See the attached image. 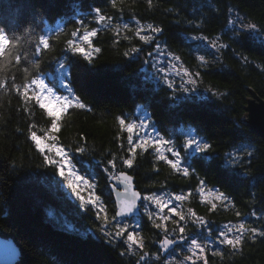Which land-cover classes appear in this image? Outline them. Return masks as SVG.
Wrapping results in <instances>:
<instances>
[{"label":"trees","instance_id":"obj_1","mask_svg":"<svg viewBox=\"0 0 264 264\" xmlns=\"http://www.w3.org/2000/svg\"><path fill=\"white\" fill-rule=\"evenodd\" d=\"M95 7L113 17L110 26L95 23L91 12ZM231 11L264 32V0H151V4L149 0H117L115 8L110 0H0V27L21 37L23 50L29 56L19 70L13 69L17 84L24 82L23 67L33 75L57 74L59 62L68 57L65 66L70 75L67 80L61 75L62 80L71 83L87 108L63 113L60 130L53 134L57 139L46 142L63 147L76 171L96 181L112 215L115 207L105 168L131 174L142 196L185 194L183 206L187 213L192 209L204 217L214 237L226 224L243 222L246 227L264 229V138L242 121L249 95L246 86L264 98V41L246 32L230 34L226 26ZM81 18L89 30L101 29L91 38L92 47L101 49L93 53L91 64L65 51L66 41L80 27L77 21ZM137 21L164 30L155 42L179 57L189 71L199 73L198 85L205 90L204 95L174 98L165 84L148 75L144 65L154 47L135 35ZM124 24L129 28L124 29ZM41 35L50 38L51 48L35 57ZM196 37L219 38L227 47H219L215 53ZM134 47L141 51L131 53ZM125 52L130 55L125 56ZM199 57H204L205 62ZM34 59L40 61L39 70L32 67ZM28 108L24 110L14 90L0 89V236L12 239L18 247L20 254L14 264H137L144 253L148 256L141 264L161 262L165 255L161 256L157 242L165 235L178 237V231H173L176 226L172 223L167 233L155 228L142 210V200L140 215L126 218V222L137 220L140 224L138 231L145 245L142 251L128 254L123 239L109 246L98 239L99 234L88 231L94 226L93 216L78 208L64 190L60 176L44 163L43 155L30 139L31 131L45 137L51 118L34 102ZM140 111L150 116L160 135L173 140L177 148L190 133L213 145L207 154H197L204 159H192L195 171L190 176L184 177L158 161L152 149H137L132 169L122 165V159L131 153L129 134L121 129L117 117L137 123ZM78 146H83L85 152H76ZM228 153L238 156L242 164L229 163ZM113 157L115 170L108 165ZM229 169L239 172L243 180L226 182L223 173ZM200 180L205 181V191L219 190L230 203L217 201L216 210L209 211L210 204L202 202L208 200L199 193ZM208 227L189 219L185 232L202 238L209 234ZM249 237L250 233L237 250L226 245L218 250L221 254L210 252L208 264H264V237ZM153 253L160 260L152 259Z\"/></svg>","mask_w":264,"mask_h":264},{"label":"snow or ice","instance_id":"obj_2","mask_svg":"<svg viewBox=\"0 0 264 264\" xmlns=\"http://www.w3.org/2000/svg\"><path fill=\"white\" fill-rule=\"evenodd\" d=\"M110 3L113 8L117 6V0H110ZM149 4H151V0H149ZM91 12L94 13L92 19L96 24H99L105 28L110 26L113 17L106 15L100 7L92 8ZM237 21L239 22V30L237 31V35H241L244 32L252 33L257 30L256 24H245L243 19L239 16H237L236 21H233L232 23L235 24ZM77 23L80 27L71 33L72 39H68L66 41L65 51L72 53L73 55H80L89 64H91L93 63V53L101 52L100 48L92 47L91 38L96 37L101 29L92 28L89 30L84 18H81L79 21H77ZM123 27L124 29H128L129 25L124 24ZM81 28L84 29L82 33ZM163 31L164 30L157 25L148 24L145 27L141 25L139 21H137L135 35L144 44H152L158 40V36L162 34ZM116 32L117 35H119V29H117ZM145 32L150 34H143ZM196 39L208 40V37H196ZM85 42L87 43L88 47L92 49L91 52H89L83 46ZM208 43L211 44L213 48H217V43L215 40H208ZM219 47H227V45H220ZM50 48V38L48 36L41 35L36 42L33 56L38 57L43 52L50 50ZM154 50L160 55L165 54L163 51H161L159 43L155 44ZM140 51V48L134 47L131 49V53H138ZM124 55L129 56L130 53L125 52ZM148 55L151 56L152 53L149 52ZM132 58L135 59L136 57L133 56ZM172 59L179 60L180 58L173 56ZM198 59L202 63L205 62L204 57H199ZM28 60L29 56L28 53L23 50L21 37L16 34H10L6 28L0 27V89H5L7 91L14 90L16 95L25 105V111H29L28 105L34 102L47 113L48 117L51 118V126L46 136L41 137L38 136L35 131H31L30 139L34 142L39 153L43 155L44 163L47 166H51L62 178V181L66 183L71 192L79 199L81 207H83L85 211L89 210V206H91L93 209H96L95 215L97 219H101V215L103 214L104 223L99 228L100 237H98V239H103L109 246H114L118 240L123 239L124 243L127 245L125 252H131L135 254L136 250L142 251L145 245L144 239L138 231L140 228L139 222H137L135 226L126 222V218L138 210L139 205L137 202L142 200L147 202L143 204V207L149 220L153 221L155 228L161 229L165 233L168 232L166 222L172 219L173 216L179 218L177 220H173V223L176 226L173 231L178 229L179 241L186 243L188 246L187 251L189 255L184 257V261L190 262V264H197V261L203 259V264H207L205 253L211 241L207 240V238H205V242H202L198 238L189 239V237L185 235V228L188 219H191L193 223L201 227H208L209 222L205 220L204 217L198 216L192 209L188 210V217H186L183 211H178V206L174 204V201H184L187 197L183 193L170 194L167 199H165L164 196L158 195L156 193L142 196L140 192L135 191L133 177L128 175L127 172H109V169L105 168L104 171L109 173L108 179L116 181V183L113 184V189L115 190L117 196L116 210L114 215H112L111 220H109L107 207L104 201L101 200V197L95 192L96 185L78 174L75 165L72 164L71 157L63 147L46 143V140L55 141L57 139V137L53 134L60 130L59 121L63 113H67L69 109H86L87 105L81 101L79 96L75 95L70 82L62 83L61 85L67 90L68 94L58 95L53 86H49V84L46 83L43 78H41V75H33L28 67L22 68L24 73V82L22 84H17L15 82L16 75L13 72V69L19 70L20 67ZM67 60L68 57L64 56L63 60L59 62V68L64 70V80H67L68 76L70 75V72L65 66V62ZM32 67L39 70L40 61L34 59L32 61ZM172 67L174 68L175 65ZM158 71L165 73L162 78L163 82L167 85L168 89L172 91L174 98L177 91L185 93L194 91V88H189L186 86L177 89L175 82L168 79L165 68H159ZM183 71L184 75L189 77V79L184 83L195 84L196 81L192 78V73L188 72L186 69ZM179 74L180 73L177 72V75ZM195 75L198 76L199 73H196ZM179 99L186 100L190 99V97H179ZM117 121L121 129L129 134L127 136V140L130 145L128 151L131 153V155L122 159V165L128 169L133 168L137 149L142 152H148L149 149H152L158 161L164 162L170 166L173 171L183 175L184 177H188L195 171V169L192 168V159H204L205 157H197V154H207L213 148L212 144L204 141L203 139H197L195 135H191L190 138L184 141L181 148H177L173 140L166 139L164 136L160 135L159 131L156 130L154 125L151 124L150 116L147 118V121L140 120L139 123L127 122L126 118L123 116L117 117ZM31 127H35V125H32ZM149 128L152 129V133L154 134L147 131ZM141 131L144 132V135L140 134ZM121 147H123V145H121ZM53 150L55 152V156H50L48 153L52 152ZM181 150H183V155ZM75 151L84 153L85 148L83 146H78ZM248 155L251 156V153H248ZM226 157L229 163L233 165L242 164V161L236 155L228 153L226 154ZM108 165L113 170L117 168L115 157L108 160ZM225 167L227 168V166ZM245 175H247V173H245ZM223 179L226 182H234L242 181L243 177L239 172L229 169L223 173ZM81 185H85L90 189L87 199L81 195ZM205 187V181L200 180L199 193L202 197L204 196ZM217 201L230 203L228 197L219 190H216L214 200L202 202L210 204L209 211H215L217 208ZM149 205H154L156 211L151 210ZM224 206L227 207V203H225ZM165 209H167V214H165ZM236 215L239 217L241 214L237 212ZM253 215H255V213H253ZM157 220L160 222L157 223ZM109 224H111V228L109 227ZM208 232L209 235H211L212 229L210 227H208ZM249 233V238H254L256 236L264 237V229L246 227L245 223L241 222L235 225H224L223 229L220 230L217 235V241L220 244L231 247L233 250H237L239 246L243 244L245 237L248 236ZM173 246L182 247V245L177 240L169 239L168 236L165 235V237L160 241L159 251L167 252L169 249H172ZM124 254V252L121 253V255ZM213 254L216 255L221 253L214 252ZM147 256L148 253L140 255L137 260V264H141V262L146 261ZM160 258L161 257L159 255H156L155 257L156 260H160ZM165 264H173V262L169 260L165 261ZM180 264H184V262L182 261Z\"/></svg>","mask_w":264,"mask_h":264},{"label":"rangeland","instance_id":"obj_3","mask_svg":"<svg viewBox=\"0 0 264 264\" xmlns=\"http://www.w3.org/2000/svg\"><path fill=\"white\" fill-rule=\"evenodd\" d=\"M237 16L241 17L245 24L250 23L249 21L246 22L244 20V18L242 17V15L238 14L236 11H231L230 16H229V20H228V24H227L226 27L229 29V33L232 34V35L237 34V31L239 30V22L237 21L235 24L232 23L233 21H236V17ZM140 24L145 26V27L148 25L146 23H140ZM135 27L137 28V26H135ZM246 33H248L251 36L259 38V39L264 41V32H262V30L259 27H257V30L255 32H252V33L246 32ZM143 34L148 35L150 33L145 32ZM210 40H215L216 41L217 48H213L211 46V44L208 43V40L197 39V41L200 44H202L204 46H207L208 49H211V50L215 51V53H216V51H218V49H219V46L223 45V43L222 44L220 43L219 38H214V39H210ZM156 43L157 42H153L152 44H146V45H153V47L155 49V44ZM83 46L84 47H88L86 42L84 43ZM160 47H161V51H163L165 53L164 55H160L158 52L153 50L151 52L152 55L149 56V58H150L149 61L146 60L147 62L144 65V69H145V71H147L148 75L153 77L155 80L165 84L163 82V79H162L163 76L165 75V73H161V72L158 71L159 68H165L166 71H167L168 79H170V80L175 82V85H176L177 89H180L181 87H185V86L189 87V88H194V91H190V92H186V93L185 92H181V91H177L176 95L188 96L190 94L199 95L200 93H203V95H204L205 94V90H203L202 87H200L198 85L199 80H198L197 75H195L196 73H193V72L189 71L179 60H173L172 59L173 55L168 53L162 47V45H160ZM173 65H175L174 68L172 67ZM184 69H186L188 72L192 73V78L195 79V81H196L195 84H185L184 83L185 81H187L189 79V77L184 75V71H183ZM63 72H64V70L58 69V73L57 74L55 73V74H50V75H47V76H44V75L41 76V78H43L45 80V82L49 84V86H53L54 87V89L57 91L58 95H67L68 94L67 90L64 89L61 86L62 83H64L63 80H62V77H61V75H63ZM177 72H179L180 74L177 75ZM146 118H147L146 114H144V112L140 111L139 119H138L137 123H139L140 120H145L146 121ZM147 131L149 133H152V129L151 128H149ZM140 134L144 135V132L141 131ZM152 134H154V133H152ZM191 135H194V134L190 133L189 134V138H190ZM197 139H200V138L197 137ZM46 143L52 144L50 141H47ZM46 151H47V149H46ZM48 154L50 156H55L54 150L52 152H49ZM60 179H61L63 188L67 192V194L73 199V201L78 206V208L81 211L85 212V209L83 207H81L80 201L76 197V195L71 192V190L67 187L66 183H64L62 181L61 177H60ZM89 181L96 185L95 192H96L97 195H99L101 197V200L104 201V197L102 196L100 190H98L99 187H98L96 181H92V180H89ZM80 187H81V195H83L87 199V197L89 196V193H90V189L87 186H85V185H81ZM215 193L216 192H214L213 190H210V189L206 190L204 192L203 199L208 200V201H212V200L215 199ZM146 195H149V194H146ZM164 197H165V199H167L168 195H165ZM145 203H147V202L143 201V204H145ZM174 204L178 206V211H183V213L186 215V217L189 216V213H187V209L183 206V201H180V202L174 201ZM105 205H106L107 210H108V218H109V220H111L112 214L109 211L108 205L106 203H105ZM149 208L151 210H153V211H156L154 205H149ZM142 210L145 212L143 205H142ZM87 212L90 213L93 216V223H94L93 227H88V231L91 232L92 234H99L100 235L99 228L104 223L103 214L101 215V219H97L96 215H95L96 209L91 208V206H89V210ZM165 214H167V209H165ZM173 218H175V219H173ZM173 218L166 222L167 227L170 225V223L174 224L173 220L179 219L176 216H173ZM59 221L62 224L63 223L66 224V222H64L62 219H60ZM127 223H129L130 225L135 226L137 224V220H132V221L127 222ZM67 227L72 228V226L70 224H67ZM109 227L111 228V224H109ZM222 229L223 228H221L220 230H222ZM159 230L162 231L161 229H159ZM177 231H178V229H177ZM185 231H186V228H185ZM219 231L217 232V235H218ZM185 235L188 236L189 239L197 238L195 236H191V235L187 234L186 232H185ZM205 238H207V240L211 241V243H209L208 249L206 250V253H205L206 258H207V264H208V254L210 252L214 251V250H215V252H218V250L220 248H222V247H224L226 245L218 243L217 237H214V235H212V233H211V235L207 234L206 236H204L202 238H198V239H200L202 242H205ZM174 239H179V232H178V237H175ZM178 242L182 245V247H175L174 246L173 247L174 251L172 250L171 252L167 253L164 256V258L162 259V261L159 262L158 264H165V261H169V260L172 261L173 264H180V262H182V261L184 262V264H190V262L184 261V257L189 255V253L187 251V247H188L187 244L182 242V241H178ZM137 251H140V250H136L135 252H137ZM128 254H133V253L128 252ZM155 257H156V254L153 253L151 258L154 259L155 261H157L155 259ZM197 264H203V259L197 261Z\"/></svg>","mask_w":264,"mask_h":264},{"label":"water","instance_id":"obj_4","mask_svg":"<svg viewBox=\"0 0 264 264\" xmlns=\"http://www.w3.org/2000/svg\"><path fill=\"white\" fill-rule=\"evenodd\" d=\"M246 90L248 91L249 95L245 99V105H244L245 115L242 118V121L246 126H248V128L253 133L264 138V98L261 97L250 86H246ZM124 172H126V171H124ZM128 175L132 176L129 173H128ZM115 183H116V181L110 180L109 188H110V191L112 193V199H113L114 207L116 210L117 196H116L115 190L113 189V184H115ZM133 184H134V179H133ZM134 188H135V191L140 192L135 187V184H134ZM121 190H122V188H121ZM137 203L139 205L138 210L135 211L131 216H129L127 218H131V217L140 215V201H138ZM114 213H115V211H114ZM164 237L165 236H163L157 242V246L159 249H160V241ZM168 238L171 239L170 237H168ZM174 240L179 241V239H174ZM167 252L160 251V254H161V256H164L167 254ZM19 254H20L19 249L15 245V243L12 239H6V238L0 236V264H14L18 260Z\"/></svg>","mask_w":264,"mask_h":264}]
</instances>
